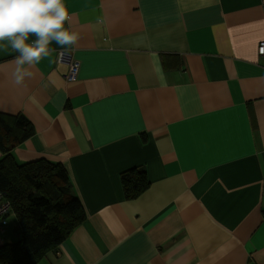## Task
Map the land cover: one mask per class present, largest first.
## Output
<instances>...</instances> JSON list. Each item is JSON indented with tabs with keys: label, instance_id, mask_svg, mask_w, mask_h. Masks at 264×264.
I'll use <instances>...</instances> for the list:
<instances>
[{
	"label": "crops",
	"instance_id": "0c3cea01",
	"mask_svg": "<svg viewBox=\"0 0 264 264\" xmlns=\"http://www.w3.org/2000/svg\"><path fill=\"white\" fill-rule=\"evenodd\" d=\"M65 2L77 80L54 42L22 85L0 51V113L34 129L15 161L61 164L86 212L38 264H264V0Z\"/></svg>",
	"mask_w": 264,
	"mask_h": 264
},
{
	"label": "trees",
	"instance_id": "16d2710c",
	"mask_svg": "<svg viewBox=\"0 0 264 264\" xmlns=\"http://www.w3.org/2000/svg\"><path fill=\"white\" fill-rule=\"evenodd\" d=\"M34 133L23 115L0 113V191L11 203L19 225L16 243L0 247V264H38L85 221L86 212L75 195L71 178L56 162L39 160L18 164L12 151ZM127 199H134L149 185L146 173L133 169L123 176ZM11 213V214H12Z\"/></svg>",
	"mask_w": 264,
	"mask_h": 264
},
{
	"label": "clouds",
	"instance_id": "9594fccd",
	"mask_svg": "<svg viewBox=\"0 0 264 264\" xmlns=\"http://www.w3.org/2000/svg\"><path fill=\"white\" fill-rule=\"evenodd\" d=\"M71 20L65 0H0V51L17 54L15 84L32 78L31 69L56 51L53 42L65 50L78 43Z\"/></svg>",
	"mask_w": 264,
	"mask_h": 264
},
{
	"label": "built area",
	"instance_id": "2783aa9c",
	"mask_svg": "<svg viewBox=\"0 0 264 264\" xmlns=\"http://www.w3.org/2000/svg\"><path fill=\"white\" fill-rule=\"evenodd\" d=\"M258 54L264 56V41L260 43L258 47ZM57 61L60 64H66L68 67L67 79L69 81H75L78 78L80 64L74 58L72 51L60 50L57 54ZM11 203L7 201L4 195L0 192V221L6 225L7 218L11 213Z\"/></svg>",
	"mask_w": 264,
	"mask_h": 264
}]
</instances>
